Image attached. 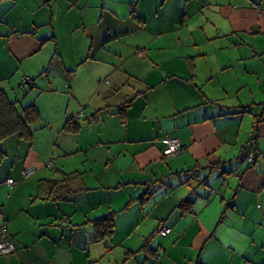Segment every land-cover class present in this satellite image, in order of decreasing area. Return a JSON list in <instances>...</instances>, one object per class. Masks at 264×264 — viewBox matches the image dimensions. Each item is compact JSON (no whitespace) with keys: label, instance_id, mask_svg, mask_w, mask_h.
I'll list each match as a JSON object with an SVG mask.
<instances>
[{"label":"crops","instance_id":"0c3cea01","mask_svg":"<svg viewBox=\"0 0 264 264\" xmlns=\"http://www.w3.org/2000/svg\"><path fill=\"white\" fill-rule=\"evenodd\" d=\"M263 59L264 0H0V88L12 99L17 89L22 106L41 115L31 142L12 135L0 143V228L16 248L0 264H185L191 257L174 254L207 237L204 221L211 206L222 211L230 177L238 184L227 205L241 202L242 190L264 214V116L250 83L240 77L233 88L225 75L243 63L263 89ZM23 76L31 79L24 96ZM232 90L253 93L252 105L228 101ZM73 117L80 129L69 134ZM250 120L257 161L227 169L248 145ZM171 136L183 150L164 156ZM209 170L219 188H202L209 198L185 211L181 186L208 185ZM156 188L161 194L146 197ZM108 214L112 231L97 237L94 221ZM162 222L172 228L166 236Z\"/></svg>","mask_w":264,"mask_h":264},{"label":"rangeland","instance_id":"374dc122","mask_svg":"<svg viewBox=\"0 0 264 264\" xmlns=\"http://www.w3.org/2000/svg\"><path fill=\"white\" fill-rule=\"evenodd\" d=\"M260 64L264 66V59L260 62ZM48 67L49 64L48 66L45 67L44 70L49 69V71L52 73L53 65H51L50 67L51 69ZM233 67L234 68L229 69L230 71L225 74L230 78H235L233 82V88L237 87L236 82L240 80V77L242 79H245L250 83L249 85L252 86V89L254 91L253 93L255 95L254 97L256 98V100H254L253 93L251 92L249 93L244 92L242 94H239L240 92H235L234 90H232L226 96L228 98V101H234V103L239 104L240 102L237 99V97H242L246 101L245 103L251 106L252 104L250 103H253L254 100L255 105H252V107H254L255 110L258 107H261V109L257 111V114L261 113V116H264V104H258L260 103L259 101L262 100L261 98L264 96V90H263L264 88L262 89V86L258 82L257 73L247 71L246 69H244V64L240 62L235 63ZM250 68L257 69V65H251ZM247 89L249 90L248 86ZM11 91L15 93V97H16L18 90L13 89ZM8 93L10 95V92ZM20 93L22 94L21 91ZM245 116H247V118L251 120L252 118H254L253 114L252 115L246 114ZM250 127L251 130L248 134L247 144L250 141L251 135L253 133L256 134V132L254 131L255 128H257L256 124ZM33 130L36 131V129ZM244 130L245 129H243V131ZM64 135L65 134H63V137ZM240 136L242 137L243 141L246 142V138H243V135ZM242 145H240V147ZM262 145L264 146V140L262 141ZM239 155L240 152L238 151L235 155H233V158L231 160L227 161V163H224L227 169H230L232 166L236 168L239 166V168L243 167L244 169L248 167L247 161L245 162L241 161L244 155L243 154H241L240 156ZM260 157H261L260 162L261 161L264 162V152H262ZM209 173L210 170L207 172V175L205 176L208 185L205 182H203L204 178H202V180H200L198 183L195 182L194 184L190 185L191 180H188V182H190L189 184L181 186V188L183 187L185 189L186 187L188 189L184 197V198L188 197V199H186L185 200L186 202L183 203V206L186 205L185 211L191 212V210L193 209L195 213L196 209L199 210L203 198L206 199L209 198L208 196H205L202 193L201 191L202 188L206 190L214 186L217 189L219 188L218 184H216L217 180L216 182L214 181L215 175L212 174L210 175ZM169 182L171 183V186H169L166 191H169L170 193L173 187L172 184L173 179L169 180ZM237 184H238V178L230 177L226 180L224 186H226V188L228 189L230 188V191L228 192L229 196L226 198L222 211H217L216 205L210 207V210L211 209L213 210L212 212L213 215L205 219L204 221V229L207 232L208 238L207 237L202 238L198 240V242H196L195 244V248H197L196 251L185 252L183 250L182 251L179 250V253L177 252L174 254L177 258L191 257L189 261L185 262V264H187V262H191V264H204L205 263L204 261H206L205 258H208L212 264H264V214H262V210L258 207L259 201L257 199H253L250 193H242V190H240L239 198L241 202L238 201V204H236L234 208H231V204L227 205L229 203L228 201H230V198H232L236 194ZM214 191L217 190L215 189ZM159 194H161V190L160 188H156L153 189L151 193L146 197L153 196V199H155L156 196H158ZM189 199L193 200L194 203L192 204L187 203ZM143 201L146 202L145 199H143ZM182 201H184L183 198ZM248 204L250 206L249 208H246ZM244 210L247 211V215L249 217V218L247 217L246 220H244L241 217V215L238 214V213H242V211ZM259 213L262 214L261 215L262 217L259 215ZM251 216H254L255 219L252 220ZM191 217L186 216V218L184 219L185 221L184 229H186L188 233L191 232L189 227L194 220ZM156 239H157V235L153 236L152 240H156ZM185 253L187 254V256L185 255ZM202 258L204 261L202 260Z\"/></svg>","mask_w":264,"mask_h":264},{"label":"trees","instance_id":"16d2710c","mask_svg":"<svg viewBox=\"0 0 264 264\" xmlns=\"http://www.w3.org/2000/svg\"><path fill=\"white\" fill-rule=\"evenodd\" d=\"M27 78L28 80L24 83L25 84L28 82L31 83V79L29 77ZM131 103L132 101L128 102L123 106H120V110L122 114L123 112H125V109L131 105ZM40 117L41 115L36 105L22 106V103L18 98L12 99L5 88H0V143L4 139L12 135H16L19 138L31 142L34 136L33 125L40 121ZM63 129L69 134L70 133L76 134L80 129V125L77 123L75 117H73L72 119L69 118L66 121ZM256 139H257V135L253 133V137L252 136L250 137V141L246 146L245 150L243 151V155H244L243 158L247 157L251 151L255 152L256 156L254 162L250 164L248 163V166L254 164L258 158ZM4 158H5V153L0 149V162ZM75 173L76 172L68 174L69 175L68 178L74 179L76 175ZM58 182L59 181L50 180V183L53 185L58 184ZM67 192L71 193V191H67ZM67 194L68 193H66L65 195ZM187 203L191 204L192 201L188 200ZM180 207L181 208L183 207V203L180 204ZM94 222H95V227L97 229L95 231L97 237L107 235V233H110L112 231V228L114 226V219L112 214L104 215L99 219L95 220Z\"/></svg>","mask_w":264,"mask_h":264},{"label":"built area","instance_id":"2783aa9c","mask_svg":"<svg viewBox=\"0 0 264 264\" xmlns=\"http://www.w3.org/2000/svg\"><path fill=\"white\" fill-rule=\"evenodd\" d=\"M27 80L28 78L26 76L22 77L21 88L24 87L25 85L24 82H26ZM251 136L253 137V134ZM164 143H165V147L163 149L164 156L179 155L183 150L182 143L180 139L177 137H174V136L166 137L164 138ZM255 156H256L255 152L251 151L247 157L242 158V161L243 162L247 161L249 164L253 163ZM49 165H53V163L50 162ZM35 171H36V168L34 166H29L25 169L24 175L26 177H30L35 173ZM7 182L9 184L15 183L13 178H8ZM0 231L2 233V238L0 240V256L1 255L6 256V255L14 253L16 251L14 240L10 236H8L4 225L1 227ZM171 231H172V228L169 225L165 224L164 222L160 224L158 232L161 236H166Z\"/></svg>","mask_w":264,"mask_h":264},{"label":"water","instance_id":"95a60500","mask_svg":"<svg viewBox=\"0 0 264 264\" xmlns=\"http://www.w3.org/2000/svg\"><path fill=\"white\" fill-rule=\"evenodd\" d=\"M28 86H30V83L28 82V83H26L25 85H24V87L22 88V90H21V92L23 93V96L28 92ZM22 96V97H23ZM20 101H21V99L22 98H18ZM22 102V101H21ZM243 162V161H242ZM151 192H150V190H149V192H147V194H150Z\"/></svg>","mask_w":264,"mask_h":264},{"label":"clouds","instance_id":"9594fccd","mask_svg":"<svg viewBox=\"0 0 264 264\" xmlns=\"http://www.w3.org/2000/svg\"><path fill=\"white\" fill-rule=\"evenodd\" d=\"M22 89V88H21Z\"/></svg>","mask_w":264,"mask_h":264}]
</instances>
